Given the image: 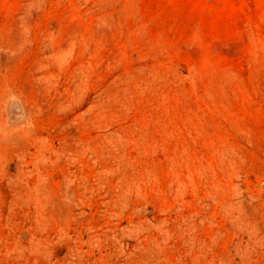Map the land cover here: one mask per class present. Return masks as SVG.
Here are the masks:
<instances>
[{"label":"rangeland","instance_id":"374dc122","mask_svg":"<svg viewBox=\"0 0 264 264\" xmlns=\"http://www.w3.org/2000/svg\"><path fill=\"white\" fill-rule=\"evenodd\" d=\"M0 264H264V0H0Z\"/></svg>","mask_w":264,"mask_h":264}]
</instances>
